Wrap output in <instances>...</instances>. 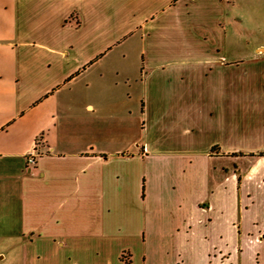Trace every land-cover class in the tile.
Instances as JSON below:
<instances>
[{
  "label": "crops",
  "instance_id": "obj_1",
  "mask_svg": "<svg viewBox=\"0 0 264 264\" xmlns=\"http://www.w3.org/2000/svg\"><path fill=\"white\" fill-rule=\"evenodd\" d=\"M262 70L264 0H0V264H264Z\"/></svg>",
  "mask_w": 264,
  "mask_h": 264
},
{
  "label": "rangeland",
  "instance_id": "obj_2",
  "mask_svg": "<svg viewBox=\"0 0 264 264\" xmlns=\"http://www.w3.org/2000/svg\"><path fill=\"white\" fill-rule=\"evenodd\" d=\"M264 74V71L262 70V71H260V73H259V75L261 76V75H263ZM241 76V75H240ZM259 76V77H260ZM243 80V78H241L240 77V82ZM240 87H241V85H240ZM243 88V87H242ZM258 94V95H257ZM255 95L257 96V97H259L260 99H262V98H264V89L261 87V86H259V87H256V89H255ZM247 106H243L242 108L240 107V112H239V114L240 115H243V113L245 114V115H248V111H247V109L246 110H244L245 108H246ZM256 110L254 111L255 113L254 114H257V115H260V116H264V103L263 102H261V103H259L257 106H256ZM243 112V113H242ZM252 114V113H251ZM215 124V123H214ZM248 123L247 122H242V124H240V126H246ZM213 125V124H212ZM213 126H216V124L215 125H213ZM243 126V127H244ZM241 129V128H240ZM208 130H210L209 128H208Z\"/></svg>",
  "mask_w": 264,
  "mask_h": 264
},
{
  "label": "built area",
  "instance_id": "obj_3",
  "mask_svg": "<svg viewBox=\"0 0 264 264\" xmlns=\"http://www.w3.org/2000/svg\"><path fill=\"white\" fill-rule=\"evenodd\" d=\"M36 155H31L28 159H27V161H28V163L29 164H31V165H33L34 164V157H35Z\"/></svg>",
  "mask_w": 264,
  "mask_h": 264
}]
</instances>
